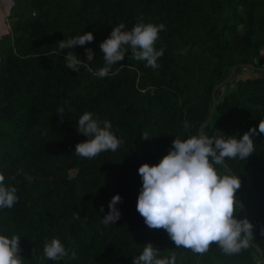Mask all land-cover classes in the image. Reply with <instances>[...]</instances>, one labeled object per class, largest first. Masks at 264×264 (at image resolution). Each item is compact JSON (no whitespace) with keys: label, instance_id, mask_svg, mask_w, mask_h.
<instances>
[{"label":"trees","instance_id":"1","mask_svg":"<svg viewBox=\"0 0 264 264\" xmlns=\"http://www.w3.org/2000/svg\"><path fill=\"white\" fill-rule=\"evenodd\" d=\"M8 16L13 22L0 36V174L17 188L18 199L0 209V235L20 237L23 264H132L147 243L161 257L175 252L177 264H262L264 134L251 137L254 152L247 159L226 158L227 169L213 165L241 182L234 215L243 219L242 204L253 236L238 254L226 255L216 243L203 254L176 248L164 229L146 226L136 202L138 167L157 164L174 138L199 133L213 87L234 65L264 61V0H13ZM141 21L165 26L155 43L164 50L159 67H145L129 50L107 77L97 78L94 72L104 66L100 42L116 25L130 29ZM86 32L94 40L72 51L85 62V48L94 56L77 73L66 67L71 50L57 49L59 41ZM252 72L234 75L221 95L216 90L206 134L218 130L239 139L264 120V71ZM85 112L111 122L121 140L115 152L92 159L73 152L88 139L76 130ZM145 132L149 140L141 138ZM116 194L121 215L106 226L101 220ZM52 238L77 258L42 259Z\"/></svg>","mask_w":264,"mask_h":264},{"label":"clouds","instance_id":"2","mask_svg":"<svg viewBox=\"0 0 264 264\" xmlns=\"http://www.w3.org/2000/svg\"><path fill=\"white\" fill-rule=\"evenodd\" d=\"M164 24L136 23L130 29L124 24L112 28L110 35L99 44L104 66L94 72L97 78L107 77L114 64L125 59L126 53L136 61L145 62V67L156 69L157 60L164 53L157 50L156 41ZM94 40L91 32L59 41L57 54L67 51L66 67L79 73L81 67L93 60V50L85 48L87 61L80 60L72 51L75 46H84ZM57 113L63 119L64 109ZM187 131L191 125L184 123ZM108 120L95 119L93 113H83L76 123L79 134L88 139L77 143L74 153L92 159L101 152H115L121 140L111 131ZM264 134V120L257 127H250L239 139L225 136L218 130L215 135L201 129L197 135L186 139L176 137L171 148L157 164L143 163L138 167L142 180L136 210L150 229H164L176 248L183 247L194 253L203 254L211 243H216L226 255L238 254L249 246L253 236V225L246 219L234 215L236 192L241 187L240 179L234 175H219L213 165H222L226 158L247 159L254 152L252 136ZM149 140L145 132L141 137ZM17 188L5 184L0 174V209L12 208L17 202ZM122 198L116 194L109 201L108 213L101 222L115 223L120 218L116 207ZM100 211H103L101 206ZM79 219V217L77 216ZM20 237L0 235V264H23L20 256ZM45 260L59 261L64 258L75 260L77 254L65 248L58 238L46 240L43 246ZM132 264H177L176 253L161 257L151 243L144 245L142 252L132 259Z\"/></svg>","mask_w":264,"mask_h":264},{"label":"rangeland","instance_id":"3","mask_svg":"<svg viewBox=\"0 0 264 264\" xmlns=\"http://www.w3.org/2000/svg\"><path fill=\"white\" fill-rule=\"evenodd\" d=\"M12 4H13V0H0V36L9 31L10 26L13 22L12 19L9 18L8 16L9 10ZM255 62L257 65L264 66V61H262L261 59L255 58ZM238 69L235 72V79L244 78L248 75L253 74L252 72L253 69H248V68H240L239 70ZM232 86H233V83L230 84L229 82L223 87H220L218 95H221L222 93L226 92L227 89ZM217 172L221 176L226 175L225 173L221 171H217Z\"/></svg>","mask_w":264,"mask_h":264},{"label":"water","instance_id":"4","mask_svg":"<svg viewBox=\"0 0 264 264\" xmlns=\"http://www.w3.org/2000/svg\"><path fill=\"white\" fill-rule=\"evenodd\" d=\"M238 68H248V69H253V70H256V71H264V66L257 65V64H238V65H234L231 68L229 75L223 81H221L220 83L216 84L213 87V90H212V104H211V108H210V111H209L208 118H207L206 122L210 120V117L212 116V113H213V111L215 109V106H216V95H215L216 90L219 89L220 87H223L227 83H229L230 80L232 79V77L235 75V72H236V70ZM205 123H203L200 126L199 132H200V130L202 129V127H203V125ZM223 165L227 169V166L225 164H223ZM238 204L244 210V216H243V219H244V218H246V215H247L246 214V210H245V208H244V206L242 204H240V203H238ZM259 255H260V259H261L262 264H264V256H263L262 252H259Z\"/></svg>","mask_w":264,"mask_h":264}]
</instances>
